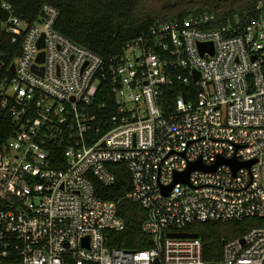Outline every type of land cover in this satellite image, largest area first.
Instances as JSON below:
<instances>
[{
    "label": "built area",
    "instance_id": "1",
    "mask_svg": "<svg viewBox=\"0 0 264 264\" xmlns=\"http://www.w3.org/2000/svg\"><path fill=\"white\" fill-rule=\"evenodd\" d=\"M0 10V35L21 39L15 62L0 54V114L14 126L0 146V264H264V226L226 241L214 263L200 238L168 237L264 218L261 5L246 24L215 27L203 12L154 25L107 58L57 32L50 5L33 25ZM220 160L165 195L192 165ZM110 164L129 172L124 199L146 211L149 249L107 247L106 232L125 227L120 201L95 193V181L115 185Z\"/></svg>",
    "mask_w": 264,
    "mask_h": 264
},
{
    "label": "trees",
    "instance_id": "2",
    "mask_svg": "<svg viewBox=\"0 0 264 264\" xmlns=\"http://www.w3.org/2000/svg\"><path fill=\"white\" fill-rule=\"evenodd\" d=\"M10 4L17 16L30 25L40 22L45 5L56 8L59 18L55 30L74 43L107 58L122 53L125 43L137 38L154 25L184 20L203 12L215 15L220 27L234 22L241 24L257 18V7L264 8V0H0ZM6 13L0 10V22ZM0 54L7 65L15 62L21 54V39L10 34L0 35ZM176 94L166 97L171 103ZM14 126L6 114H0V146L12 136ZM109 171L115 176L112 187L94 182L96 196L105 201L119 202L117 215L124 222V230L107 231L109 249L141 251L152 247V240L143 232L146 211L138 204L124 199L131 190L130 175L122 164H110ZM264 226V218H249L243 222L203 223L188 228L198 233L203 244L204 260L219 262L226 241L243 237L254 227Z\"/></svg>",
    "mask_w": 264,
    "mask_h": 264
},
{
    "label": "water",
    "instance_id": "3",
    "mask_svg": "<svg viewBox=\"0 0 264 264\" xmlns=\"http://www.w3.org/2000/svg\"><path fill=\"white\" fill-rule=\"evenodd\" d=\"M40 17L41 18H46V15L44 14V12L40 13ZM39 45L40 46L43 45V42L40 41ZM206 46H209L211 48V51H213L212 44H209V45L200 44L198 48H199L201 53L204 52ZM11 69H12V72L15 73V65H12ZM195 80H197V78ZM223 162H224L223 160H220L216 165H214V166H212L210 168H205L201 164L192 165L183 176H177L175 178V181H174L173 185L168 189V192H166L165 195L167 196L169 194L171 188L175 184L180 183V182L187 183L188 182V177H189L191 172H193L195 170L214 171L216 169V167L218 165H220L221 163H223ZM168 237H170V238H183V239H198L200 237V235L198 233H175V234H169Z\"/></svg>",
    "mask_w": 264,
    "mask_h": 264
}]
</instances>
